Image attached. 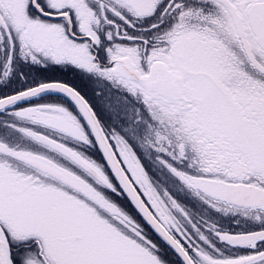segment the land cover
<instances>
[{
  "label": "snow or ice",
  "instance_id": "6c2138e0",
  "mask_svg": "<svg viewBox=\"0 0 264 264\" xmlns=\"http://www.w3.org/2000/svg\"><path fill=\"white\" fill-rule=\"evenodd\" d=\"M0 264H264V0H0Z\"/></svg>",
  "mask_w": 264,
  "mask_h": 264
}]
</instances>
